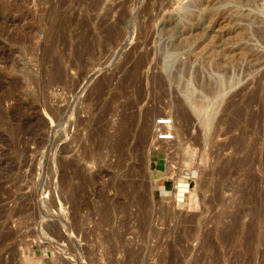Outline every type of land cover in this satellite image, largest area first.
I'll list each match as a JSON object with an SVG mask.
<instances>
[{"label":"rangeland","instance_id":"1","mask_svg":"<svg viewBox=\"0 0 264 264\" xmlns=\"http://www.w3.org/2000/svg\"><path fill=\"white\" fill-rule=\"evenodd\" d=\"M0 264H264V0H0Z\"/></svg>","mask_w":264,"mask_h":264},{"label":"built area","instance_id":"2","mask_svg":"<svg viewBox=\"0 0 264 264\" xmlns=\"http://www.w3.org/2000/svg\"><path fill=\"white\" fill-rule=\"evenodd\" d=\"M155 125L157 126V131H155V135H157L158 137V142H166V143L174 142L176 138L175 137L176 134L173 130L174 122L172 118L162 117L161 119L156 120ZM169 180L172 182V192L175 194L174 195L175 202L178 203L179 197L177 195H179L178 194V191H179L178 181L179 180H175L174 175H170ZM190 189H191V185H189L188 183L187 193H183L184 195L182 196V199L179 202L180 204H183L187 201L188 196L190 195L189 193L191 191Z\"/></svg>","mask_w":264,"mask_h":264},{"label":"bare ground","instance_id":"3","mask_svg":"<svg viewBox=\"0 0 264 264\" xmlns=\"http://www.w3.org/2000/svg\"><path fill=\"white\" fill-rule=\"evenodd\" d=\"M162 116V115H161ZM174 128V127H173ZM153 129H155V131H157V126L156 125H153ZM176 130V129H175ZM154 131V130H153ZM182 131H183V129H182ZM175 132V134L177 133L176 131H174ZM178 133H179V131H178ZM155 134V133H154ZM183 134H185L184 132H183ZM182 134V135H183ZM180 135V134H179ZM177 136V134L175 135V137ZM179 137V136H178ZM176 139V138H175ZM178 139V138H177ZM177 139L176 140H174V142H170V143H166V142H158V137H157V135H155L154 136V139H153V148L154 149H156V150H159V149H164L165 150V148H167L165 151L168 153L170 150L172 151L173 149H176V142L175 141H177ZM173 151H175V150H173ZM172 151V152H173ZM171 152V153H172ZM190 175H191V173H188V174H186L185 176H183L182 178H181V180H179L178 181V189H179V191H178V194L179 195H177L178 197H179V201H181V199H182V196L184 195L183 193H187V187H188V183H185V182H183V181H185L186 179H187V177L189 176L190 177ZM177 192V191H176ZM190 193V192H189Z\"/></svg>","mask_w":264,"mask_h":264},{"label":"crops","instance_id":"4","mask_svg":"<svg viewBox=\"0 0 264 264\" xmlns=\"http://www.w3.org/2000/svg\"><path fill=\"white\" fill-rule=\"evenodd\" d=\"M155 172H156L155 178L158 185V191L162 196H164L166 193L172 191V182L169 180V176L167 175L166 169L162 170V168L161 169L156 168ZM167 185H169L171 188L169 189Z\"/></svg>","mask_w":264,"mask_h":264}]
</instances>
